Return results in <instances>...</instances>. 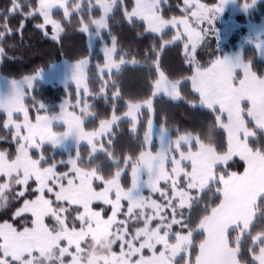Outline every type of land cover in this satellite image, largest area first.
Returning a JSON list of instances; mask_svg holds the SVG:
<instances>
[{
	"label": "snow or ice",
	"instance_id": "obj_1",
	"mask_svg": "<svg viewBox=\"0 0 264 264\" xmlns=\"http://www.w3.org/2000/svg\"><path fill=\"white\" fill-rule=\"evenodd\" d=\"M166 2L134 0V5L129 9L125 6V0H86L85 14L88 19L81 16L79 30L90 37L102 39V31L109 28V19H114L112 13L119 8L128 23L144 21L146 31L161 34L162 46L174 44L186 37L183 44L185 57L189 64L195 65L194 74L188 79L194 92L199 94L200 106L216 113V124L226 130L227 150L218 152L214 142L205 143L190 133L177 134L173 139L168 128L162 126L159 147L153 151V120L149 116L146 121L148 131L144 134L138 156L129 155L119 160L113 157L111 151L106 152L108 158L115 160V171L104 175L99 166L89 164L81 167L77 161L80 160L81 141H87L91 146V158L92 154L104 150L103 143L97 145L94 141L111 133L113 125L118 126L122 119L115 114V101L121 96L115 80H111L113 114L110 119H101L99 129L91 132L84 130L83 121L75 111L67 110L68 103L62 104L58 113L49 114L48 106L38 102L37 111L42 109L46 114L37 115L34 123L30 120L28 108L24 104L26 89H31L34 82L41 78V72L20 81H6L0 86V111L7 114L3 127L14 129L12 139L16 144V152L14 158H10L7 152L0 151V177H3V182H0V209L7 207L6 192L14 186H19L14 197H24L29 181H34L36 187L31 190L36 193V197L25 199L23 207L14 213L15 217H20L30 212L33 217L31 225L25 222L18 230L7 221L0 223V264H85L87 252L102 236L114 241L113 246L119 242V253L112 246L106 264H242L238 257L245 235L252 238V247L248 249L252 260L264 264V143L256 141L257 147L249 144V138L256 135L249 127L250 122L264 133V76L258 77L241 53L234 57H217L210 67L205 68L195 59L197 46L204 42L232 0H219L214 6H208L200 0H184V15L171 18L161 14V5ZM256 2L252 0L253 5ZM24 6L21 0H11L10 8L3 13L5 21L10 14L26 15L29 19L39 15L43 23L34 26L43 29L51 25V39L55 41L60 38L64 28L60 20L53 18V10L63 9V16L69 17L68 0H38L35 8L29 0L26 14L21 12ZM237 6L240 7L238 3ZM96 7L102 14L99 18H92V11ZM250 7L244 3L242 9ZM72 8L81 11V3H74ZM205 23L208 27H201ZM180 26L183 31L179 30ZM166 29H176L167 40L162 35ZM9 32L6 22L0 25V42ZM247 43L260 49L264 57V35H256ZM103 51L104 64L96 66L101 74L105 69L112 74L113 69L119 72L121 66L127 63H140L135 58L126 60L124 55L116 59L117 42L114 37L112 46H105ZM152 51H157L155 45ZM4 55L5 49L0 46V57ZM143 60L151 70L153 64L149 61L154 60V57L146 55ZM88 63L87 59H83L72 66L70 79L75 81L78 90L72 107H79L82 114L92 116L93 112L89 111L91 105L82 101L79 95L81 87L85 92L88 91ZM155 67L159 71L158 62ZM238 70L242 72V77L237 76ZM180 83L179 80H169L163 71H159V79L154 82L151 97L163 92L172 99H179ZM108 84L109 80H104L98 93L105 100L109 99L105 94ZM126 108L123 116L128 118L131 130L135 133L143 116L141 109L147 108L151 113L153 100H129ZM14 113L22 114V122L13 119ZM54 125L66 126V130L57 132ZM69 140L77 145V153L75 158L70 155L67 161L56 162L53 158L50 163L43 152L38 159H33L30 154V150H40L45 144L53 149L64 148ZM108 143H112L110 137ZM233 157L244 162L242 173L223 170L222 166ZM57 163H67L71 167L68 171L58 172ZM218 165L221 166L220 170L217 169ZM125 170L131 176L128 187L121 183ZM144 175L147 179H142ZM94 181L100 182L99 190L94 186ZM161 181L166 187L160 186ZM144 189L149 191L148 196L143 194ZM213 191L220 196L218 206L206 209L210 214L204 215L197 226L185 223L183 210L191 208L194 202L200 203L201 193ZM46 192L53 194L54 200L46 198ZM154 193L159 194L162 202L152 198L151 194ZM122 201L127 202V208ZM60 202L77 206L71 227L63 215L69 212V208ZM94 202L109 206L110 215L107 219L102 215L103 209L97 211L93 208ZM121 214L124 218L118 219ZM46 216L54 219L53 226L49 227L44 222ZM154 220L157 221L155 226ZM254 220L261 231L252 236L250 228ZM76 221L79 222L78 227ZM129 224L134 225V232L129 231ZM173 225L186 228L187 232L173 231ZM196 231L204 235L198 243L194 240ZM230 232L236 234L232 240L229 239ZM61 241H66V246H62ZM70 248L73 251H69ZM145 249L148 254H145ZM65 257L70 259L66 261Z\"/></svg>",
	"mask_w": 264,
	"mask_h": 264
},
{
	"label": "trees",
	"instance_id": "obj_2",
	"mask_svg": "<svg viewBox=\"0 0 264 264\" xmlns=\"http://www.w3.org/2000/svg\"><path fill=\"white\" fill-rule=\"evenodd\" d=\"M219 0H202V2L208 6L217 5ZM29 0H21V3L25 6L21 9V12L26 14L28 12L27 3ZM71 2H75L72 0ZM33 8L38 4V0H30ZM11 0H0V25L5 22L10 29V32L5 35L0 46L4 47L5 55L1 57L0 61V73L1 75L10 80H21L26 76H33L37 72L46 71L55 63L63 60L70 63H76L80 60L87 59L89 61L87 68V85L88 95H85L83 91L79 92L80 99L87 101L91 108L89 111L93 112L92 116L82 114L80 108L73 109L83 121V128L88 131H96L99 128L101 119H110L113 114V101L111 99V93L113 88L111 86V80H115L117 87L120 90L121 96L115 101V114L123 117V113L127 110L126 104L129 100H142L145 98H152L154 119L157 124L162 125L170 131L172 137H176L177 134L190 133L194 136H198L205 143L211 144L214 142L218 152H225L227 150V135L224 129L219 128L216 124L215 116L210 109L201 107L199 104V95L192 89L189 77L194 74L195 65L189 64L184 54V46L182 42H177L171 45L162 46L163 42L160 39L161 34L149 33L146 31V25L142 21H135L134 24L128 23L123 17L122 10L116 9L112 16L114 19H109V28L102 33V40L110 43L114 37L117 42V54L118 59L121 55H124L128 60L135 58L140 61L136 65H126L119 72H112V74L105 73L103 76L99 75L97 65L104 64V55L99 51V44L102 40H98L97 47L94 50L89 48L88 35L79 30V20L81 16L85 20L88 19L86 13V0H83L81 11H73L71 16L66 19L63 16L62 10H56L53 12L55 19L61 21L64 31L61 33L58 40H53L49 36H45L42 29L35 27L36 24L43 23V18L39 15L29 19L26 15L10 14L9 18L5 21L3 13L10 8ZM134 5V0H125V6L129 9ZM72 9V6L70 5ZM184 0H167L166 3L161 5V14L165 18L181 17L184 15ZM99 8H94L92 11V18H99L101 15ZM264 17V1L257 4L252 8L247 15L236 14L235 18L241 23L246 21H252L259 23ZM23 24V27H21ZM212 28L211 32H214L218 37L214 36L210 39L208 35L202 45L196 49L195 59L202 68L209 67L211 62L220 56H223L226 51L237 49V41L239 32L234 33L233 40L227 44H222L219 40V25ZM175 29H167L162 35L167 40L175 33ZM210 32V33H211ZM111 33V35H109ZM209 33V34H210ZM153 45L157 47V51H152ZM223 48V49H222ZM154 57V60L149 61L153 64L151 70L145 65L143 58L145 56ZM242 55L247 63H250L251 69L257 76H264V60L259 57L258 50L253 45H245L242 48ZM159 64V71H163L165 76L169 80H179L181 98L178 101L167 99L165 96L151 97V92L154 90V82L159 78V71L155 67V63ZM104 80H109L108 86L105 88V94L109 99L105 100L99 93V89ZM78 90L74 86H62L57 84H46L44 82H37L31 89L27 90V95L24 99L25 106L28 108L30 120L35 122L37 115L46 114L44 110L37 111L38 102H43L48 106L49 114L57 113L59 106L65 100H69L72 105L75 104ZM35 97V100H33ZM83 106V104H81ZM143 116L140 117V123L138 124L137 131L135 133L131 130V124L127 119H122L118 122V126L115 125L111 134L108 137L101 139L100 143L104 144V150L98 153L92 154L91 158L89 153L91 147L87 144H83L79 147L80 160L77 161L78 165L83 167L91 164L93 167L99 166L103 169V174L108 175L109 172H114L115 160L107 157L106 152L111 151L113 157L119 160H123L127 156H138L143 142L144 134L147 130L146 121L149 118V111L142 109ZM17 119H20L18 117ZM7 120V115L0 112V137H6L0 139V151H5L9 154L10 158H14L16 152V144L12 139L14 131L12 129H5L3 127ZM21 120V119H20ZM249 127L253 129L251 123ZM61 128H56L59 130ZM256 135L249 140V144L252 147H257L256 141L264 143V133L258 130H254ZM109 137L112 143H108ZM196 145L193 144V149ZM156 149V145L153 146ZM43 152L45 158L51 163L53 158L56 162L64 160L67 161L69 156L76 157L77 149L71 150L69 153L61 149H53L50 145H44L40 150H31L30 154L33 159H38L40 153ZM82 162V163H81ZM43 163V162H42ZM47 166V165H45ZM70 165L67 163H57V171L65 172L70 169ZM224 171H235L241 173L244 170L245 164L238 157H233L226 165H223ZM221 166L217 169L220 170ZM0 182H3V177H0ZM131 176L128 170H125L122 185L125 187L130 186ZM94 186L99 190L100 182L94 181ZM160 186L166 187V184L161 182ZM36 187L34 181H29L28 191L25 192L24 197L15 198L14 192L19 190V186H14L13 189L6 192L8 196V205L3 209H0V223L7 221L12 223L18 230L22 228L23 224L27 222L31 225L32 215L22 214L20 217H15L14 213L23 207L25 199H35L36 193L31 189ZM48 199L54 200V195L47 193ZM143 194L148 196L150 193L144 190ZM152 198L158 202H162L159 194H151ZM200 203H193L191 208H185L183 211L186 215L185 223L189 226H197L199 221L204 215L209 214L211 207L218 206L220 203V196L214 191L211 193H201ZM65 207L69 208V212L64 213L67 217L66 223L71 227L73 223V217L77 206L68 205L64 202ZM124 207L127 208V202L122 201ZM55 206V204H54ZM93 208L103 209L105 217L110 215L109 206L101 203L93 204ZM123 211V210H122ZM150 211V210H149ZM259 215V213H257ZM123 215L118 216V219H123ZM46 222L49 227L55 224L54 219L51 216H47ZM157 221H153V226ZM77 227L79 222L76 221ZM257 221H254L253 226L250 228L252 236H255L261 231V228ZM129 231L134 232V225L129 224ZM173 231L187 232V229H181L178 225H173ZM235 233H230V240L234 239ZM204 238L199 231L194 232V240L198 243ZM112 240H102L95 242V246L99 247L101 243H106ZM64 246V243H62ZM252 247V238L250 236L242 237V247L240 256L242 264H257L252 260V254L249 252V248ZM113 250L119 253V242L113 246ZM258 251V249H257ZM148 253L145 250V254ZM195 255V252H193ZM95 256V255H92ZM90 256L89 259L92 257ZM69 260V257L65 258ZM50 264V262H49Z\"/></svg>",
	"mask_w": 264,
	"mask_h": 264
},
{
	"label": "crops",
	"instance_id": "obj_3",
	"mask_svg": "<svg viewBox=\"0 0 264 264\" xmlns=\"http://www.w3.org/2000/svg\"><path fill=\"white\" fill-rule=\"evenodd\" d=\"M264 0H257L256 4H252V0H232V2L226 7L224 13L220 16L219 19L216 20L215 24L213 25V27H216L218 29V26L220 27V31H219V40L222 42V44H227L229 43L231 40H233V35L236 32H239V36H238V41H237V49H233L231 51H226L225 54L223 56L220 57H234L236 54L241 53L242 54V48L247 45V41L253 37H255L256 35H264V17L263 19L259 22V23H254L252 21H246L245 23H241L239 21L236 20L235 16L236 14H243V15H247L248 12L254 8L257 4H259L260 2H263ZM201 3L202 0H200ZM219 3V1H218ZM217 3V4H218ZM237 3L240 7L237 6ZM244 3H248L249 5H251V7L247 10L242 9V6ZM186 6L184 5V8ZM144 22V21H143ZM191 22V21H190ZM145 23V22H144ZM146 25V23H145ZM195 26V25H193ZM201 27H208V25L205 23L204 25H201ZM176 30V29H175ZM180 31H183V27L180 26ZM148 32V31H147ZM150 33V32H149ZM206 39V38H205ZM186 40V39H184ZM183 40V41H184ZM182 41V40H181ZM181 41H177V42H181ZM205 41V40H204ZM176 42V43H177ZM184 44V43H183ZM171 45V44H170ZM202 45L199 44L197 46L196 49H198L200 46ZM252 45V44H249ZM254 46V45H253ZM257 48V47H256ZM223 49V48H222ZM258 53H259V57L264 60V57H262L260 49H258ZM185 52V51H184ZM243 57V55H242ZM244 59V58H243ZM246 62V61H245ZM77 63V62H76ZM76 63H70L68 61H61L58 63H55L54 65H52L48 70L41 72V78L37 79L34 82H44L46 84H57V85H62V86H74L77 89V85L75 83V81H72L70 79L71 74H72V66L75 65ZM89 64V63H88ZM211 66V65H210ZM209 66V67H210ZM88 68V66H87ZM253 71V70H252ZM36 75V74H35ZM86 75H87V69H86ZM242 72H240L239 70L237 71V76L238 77H242ZM34 76V75H33ZM259 77V76H258ZM5 80L7 81L6 78H4L1 73H0V81L5 83ZM23 80V79H21ZM20 81V80H18ZM1 82V83H2ZM189 82L191 83V80L189 79ZM182 83V82H181ZM180 83V84H181ZM3 84V83H2ZM4 85V84H3ZM2 85V86H3ZM33 85V86H34ZM1 86V85H0ZM192 86V85H191ZM5 90V89H4ZM28 89H26L27 91ZM79 92H81V90H79ZM198 94V93H197ZM199 95V94H198ZM26 97V96H25ZM25 99V98H24ZM64 103H68V111H73L72 105L70 103L69 100L64 101L62 104ZM60 104V106L62 105ZM60 106H59V111H60ZM206 108V107H204ZM58 111V112H59ZM57 112V113H58ZM77 115V113H75ZM78 116V115H77ZM33 122V121H32ZM34 123V122H33ZM253 126V131L254 130H258L256 129L254 123L250 122ZM115 126V125H114ZM61 128L59 130H56V128ZM251 128V127H250ZM54 130L55 131H64L66 130V126H58V125H54ZM224 131L226 132V130L224 129ZM259 131V130H258ZM227 135V132H226ZM253 137H250V139H252ZM195 144V143H194ZM196 149V148H195ZM220 166V165H218ZM217 166V167H218ZM242 173V172H241ZM210 214V213H209ZM255 221V220H254ZM253 221V223H254ZM231 233V232H230ZM230 239V238H229Z\"/></svg>",
	"mask_w": 264,
	"mask_h": 264
},
{
	"label": "rangeland",
	"instance_id": "obj_4",
	"mask_svg": "<svg viewBox=\"0 0 264 264\" xmlns=\"http://www.w3.org/2000/svg\"><path fill=\"white\" fill-rule=\"evenodd\" d=\"M72 0H68V4H69V10H70V12H71V14H72V12L73 11H76V10H73V8L71 9L70 8V5L72 6L74 3H81V7H82V3H83V0H75V2H71ZM96 8H98V7H96ZM56 10H62L63 11V9H54L53 10V12L54 11H56ZM113 14V13H112ZM71 16V15H70ZM69 16V17H70ZM69 17H67L66 19H68ZM53 18H54V16H53ZM55 19V18H54ZM143 22V21H142ZM43 30V32L45 33V32H47L48 33V35L47 36H49L50 38H51V36H52V34H53V32H52V26L51 25H46L45 26V28H43L42 29ZM108 29H104L103 31H102V33L104 32V31H107ZM167 30V29H166ZM165 30V31H166ZM102 33H101V36H102ZM214 34H216V33H214V32H211L210 34H209V36H210V39H213V37L214 36H216V35H214ZM61 35V34H60ZM87 35H88V42H89V48L91 49V50H94L98 45H97V42H98V40H102L100 37H96V36H92V37H90L89 36V34L87 33ZM217 37V36H216ZM184 39H186V37H182V43H184ZM170 45V44H169ZM105 46H107V47H111L112 46V41L110 42V43H108V42H106V41H104V40H102V42L99 44V51L104 55V47ZM195 53H196V51H195ZM116 54H117V52H116ZM184 54H185V52H184ZM105 58V57H104ZM115 58H116V56H115ZM117 59V58H116ZM126 60H128L127 58H125ZM0 61H1V57H0ZM126 65H133V64H131V63H127V64H125V65H123V66H121V69L123 68V67H125ZM101 66H103V65H101ZM120 69V70H121ZM41 72H43V71H41ZM112 72H117L115 69H113V71ZM105 73H108V71H107V69H105V72L103 73V74H101L100 72H99V75L100 76H103ZM86 77H87V75H86ZM159 79V78H158ZM7 81H10V79H7ZM2 81H0V85L2 86L3 84H5L4 82H2ZM5 82H6V80H5ZM36 84V83H35ZM86 84H87V79H86ZM87 89H88V85H87ZM29 90V89H28ZM79 90H81V91H83L84 92V94L85 95H88V91H89V89H88V91L87 92H85L84 91V89H83V87H81ZM5 91H7V89L5 88ZM27 92V91H26ZM156 96H165L167 99H170V100H174V101H178L180 98H181V94H180V98L179 99H172V98H170V97H168L167 95H165L163 92H160V93H158ZM155 96V97H156ZM66 101V100H65ZM71 103V102H70ZM25 104V103H24ZM72 105V104H71ZM142 109H146V110H148L147 108H142ZM142 109H141V111H142ZM0 112H3V111H0ZM3 113H5V112H3ZM6 114V113H5ZM7 115V114H6ZM45 115V114H44ZM149 116L152 118V120H153V129H152V140H153V146L154 145H156V149H153V151H156L157 149H158V147H159V135H160V128L162 127V125H159V124H157V122L155 121V119H154V110L151 112V113H149ZM18 117H20V119H17ZM29 118H30V116H29ZM13 119L14 120H16L17 122H22V119H23V117H22V114L21 113H14L13 114ZM122 119H127L128 120V118H126V117H122ZM121 119V120H122ZM120 120V121H121ZM113 127H114V125H113ZM113 127H112V129H113ZM137 127H138V125H137ZM164 127V126H163ZM99 129V128H98ZM97 129V130H98ZM13 131H14V129H12ZM85 130V129H84ZM86 131V130H85ZM148 131V128H147V130H146V132ZM57 132H62V131H57ZM88 132V131H87ZM169 133H170V131H169ZM109 134H111V133H108V134H105V135H103V136H101V137H98L95 141H94V143H97V145H99L100 144V141H101V139H103L104 137H108V135ZM171 135V134H170ZM172 137V136H171ZM173 139H175L176 137H172ZM83 144H87L88 145V143H87V141H81L80 142V144H79V147L81 146V145H83ZM46 145V144H45ZM90 146V145H89ZM91 147V146H90ZM58 149H61V150H63V151H65V152H67V153H69L71 150H73V149H77V145L75 144V143H73L71 140H69V141H67V143H66V145H65V147L64 148H58ZM33 150V149H32ZM36 150V149H35ZM196 149H193V151H195ZM31 151V150H30ZM98 152H101V151H98ZM98 152H96V153H98ZM73 158H75V157H73ZM185 163H187V162H185ZM190 170V169H189ZM124 175V174H123ZM123 175H122V177H121V183H122V178H123ZM142 179H147V177H146V175H144V176H142ZM161 182H163V181H161ZM144 190H147V189H144ZM144 190H143V192H144ZM148 191V190H147ZM45 196H46V198H48L47 197V194L45 193ZM95 203H101V202H94V204ZM102 204V203H101ZM95 210H97V211H100L99 209H96V208H94ZM23 214H31L30 212H25V213H23ZM64 215V214H63ZM102 215H103V217L105 218V219H107V217H105V214H104V211L102 212ZM46 218H47V216L45 217V223L47 224V222H46ZM32 219H33V217H32ZM48 225V224H47ZM155 226V225H154ZM108 239V237L107 236H102V237H100V238H98L95 242H99V241H102V240H107ZM62 243H64V246H66V241H61V245H62ZM145 250H147V249H145ZM69 251H73V249H69ZM118 254V253H117ZM146 254H148V253H146ZM65 258H67V257H65ZM69 259H70V257H69ZM88 264H96V257L95 256H92L90 259H88Z\"/></svg>",
	"mask_w": 264,
	"mask_h": 264
},
{
	"label": "clouds",
	"instance_id": "obj_5",
	"mask_svg": "<svg viewBox=\"0 0 264 264\" xmlns=\"http://www.w3.org/2000/svg\"><path fill=\"white\" fill-rule=\"evenodd\" d=\"M112 246L113 244L111 241L101 243L99 247L94 245L85 256V264H88V259L92 255L96 257V264H106V261L111 256Z\"/></svg>",
	"mask_w": 264,
	"mask_h": 264
}]
</instances>
